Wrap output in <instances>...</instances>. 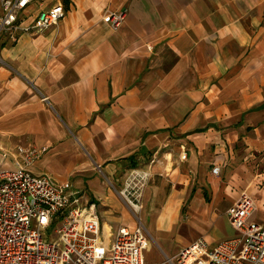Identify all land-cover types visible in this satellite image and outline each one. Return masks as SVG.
Segmentation results:
<instances>
[{
    "label": "crops",
    "instance_id": "0c3cea01",
    "mask_svg": "<svg viewBox=\"0 0 264 264\" xmlns=\"http://www.w3.org/2000/svg\"><path fill=\"white\" fill-rule=\"evenodd\" d=\"M57 3L43 32L0 34V170L45 147L29 171L72 185L104 248L134 224L133 173L148 175L140 214L166 256L234 237L242 194L264 225V0H34L17 25ZM120 10L118 27L103 20Z\"/></svg>",
    "mask_w": 264,
    "mask_h": 264
},
{
    "label": "built area",
    "instance_id": "2783aa9c",
    "mask_svg": "<svg viewBox=\"0 0 264 264\" xmlns=\"http://www.w3.org/2000/svg\"><path fill=\"white\" fill-rule=\"evenodd\" d=\"M33 1L0 0V34L15 40L17 30L41 33L65 15L64 6L57 3L40 11L33 24L19 28L20 13ZM124 18V10L103 16L113 28ZM18 151L16 167L0 170V264H147L151 236L140 214L147 174L133 173L127 179L122 195L135 212L134 224L119 226L104 248L95 210L81 204L72 185L29 171L46 148ZM211 171L218 175L219 167ZM254 209L253 199L242 194L226 212L234 237L213 246L198 238L156 264H264V225L253 220ZM53 224L58 227L47 239L42 232Z\"/></svg>",
    "mask_w": 264,
    "mask_h": 264
},
{
    "label": "rangeland",
    "instance_id": "374dc122",
    "mask_svg": "<svg viewBox=\"0 0 264 264\" xmlns=\"http://www.w3.org/2000/svg\"><path fill=\"white\" fill-rule=\"evenodd\" d=\"M144 225L145 227H147V221L146 223H144ZM56 227H58V225L53 224L50 227H48L47 230L43 231L42 234L47 239H50V237L54 236V230L56 229ZM150 243L151 246L145 253L146 261L148 262V264L149 262L150 264H156L164 258V254L161 251V249L158 247V245L156 244L153 238H150Z\"/></svg>",
    "mask_w": 264,
    "mask_h": 264
}]
</instances>
